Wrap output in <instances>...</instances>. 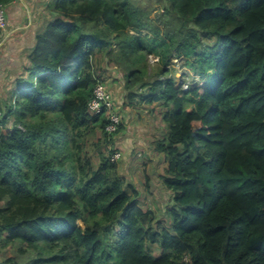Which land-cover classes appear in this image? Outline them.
<instances>
[{
    "label": "trees",
    "instance_id": "obj_1",
    "mask_svg": "<svg viewBox=\"0 0 264 264\" xmlns=\"http://www.w3.org/2000/svg\"><path fill=\"white\" fill-rule=\"evenodd\" d=\"M157 1L154 16L141 0H52L0 101V252L26 256L0 264H264V0ZM174 57L205 83L177 86ZM103 65L128 104L166 107L170 226L113 159L122 117L110 133L111 109L89 108Z\"/></svg>",
    "mask_w": 264,
    "mask_h": 264
},
{
    "label": "rangeland",
    "instance_id": "obj_2",
    "mask_svg": "<svg viewBox=\"0 0 264 264\" xmlns=\"http://www.w3.org/2000/svg\"><path fill=\"white\" fill-rule=\"evenodd\" d=\"M141 1L156 9L153 12L154 16L157 12L165 13L162 2L158 3L157 0ZM167 19L172 22L170 16H167ZM4 47L6 49L4 41H2L0 51ZM156 57L154 54L149 55L150 73H153V68L158 65ZM9 62L11 63L12 60L9 59L6 63L0 62V78L8 80V85L5 87L0 82V95L3 103L12 102L14 85L9 86V84L16 77ZM172 62L173 64L169 68L173 71L177 86L187 89L192 83H205L206 78L184 66V60L181 58L174 57ZM102 68L106 70L104 75L106 86L111 91L116 109L124 123V130L114 139L115 147L119 150V154L121 153L120 172L129 182L128 184L138 189L140 204L154 211L155 222L170 226L172 222L170 211L174 205L173 194L163 185L161 178V175L165 174L167 159L164 153L156 149V144L167 138L168 125L164 119L166 107L163 105V101L150 105L141 104L139 99L128 104L125 99L127 92L124 87L126 79L122 70L105 65ZM132 187L128 188V192H133ZM149 246L159 253L158 244H149ZM8 255H17L20 260L26 258L24 255H19L16 248H7L0 252V259ZM155 255L157 254L155 253Z\"/></svg>",
    "mask_w": 264,
    "mask_h": 264
},
{
    "label": "crops",
    "instance_id": "obj_3",
    "mask_svg": "<svg viewBox=\"0 0 264 264\" xmlns=\"http://www.w3.org/2000/svg\"><path fill=\"white\" fill-rule=\"evenodd\" d=\"M51 3L52 0H14L7 6V26L2 36L6 49L4 47L0 51V62L12 60L9 64L16 77L9 86L13 84L15 87V79L28 64V54L34 46L36 35L56 17L57 14L49 7ZM7 81V78H0L4 87L8 85Z\"/></svg>",
    "mask_w": 264,
    "mask_h": 264
},
{
    "label": "built area",
    "instance_id": "obj_4",
    "mask_svg": "<svg viewBox=\"0 0 264 264\" xmlns=\"http://www.w3.org/2000/svg\"><path fill=\"white\" fill-rule=\"evenodd\" d=\"M7 26V6L0 5V36L1 32ZM2 45V41L0 39V46ZM156 60L159 61V57H156ZM115 102L111 95V93L106 88L105 84L99 83L95 88L94 97L89 102V108L94 113H100L103 111L105 107L111 109V121L107 126V131L112 133L118 129V125L121 122L120 114L115 111ZM0 115H1V104H0ZM121 156V153L117 152L113 155V159L117 160Z\"/></svg>",
    "mask_w": 264,
    "mask_h": 264
}]
</instances>
